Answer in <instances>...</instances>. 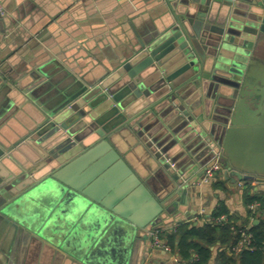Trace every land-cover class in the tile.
Instances as JSON below:
<instances>
[{
	"label": "water",
	"instance_id": "95a60500",
	"mask_svg": "<svg viewBox=\"0 0 264 264\" xmlns=\"http://www.w3.org/2000/svg\"><path fill=\"white\" fill-rule=\"evenodd\" d=\"M161 2L165 25L108 69L112 83L84 87L16 140L0 134V221L24 241L33 235L79 264H158L152 250L138 261L139 238L178 217L208 168L264 179V0ZM93 93L126 122L118 131L137 141L147 178L117 132L91 118ZM129 94L143 104L127 122ZM73 202L84 231L56 229ZM0 253V264H21Z\"/></svg>",
	"mask_w": 264,
	"mask_h": 264
},
{
	"label": "crops",
	"instance_id": "0c3cea01",
	"mask_svg": "<svg viewBox=\"0 0 264 264\" xmlns=\"http://www.w3.org/2000/svg\"><path fill=\"white\" fill-rule=\"evenodd\" d=\"M0 6L5 12L0 22L5 27L0 40V134L13 140L45 123V117L59 111L84 87H89L90 93L102 82L112 83L111 76L106 74L108 69L117 65L121 56L138 48L140 40L161 31L165 25L162 14L166 6L161 0H0ZM39 68L42 73L37 75ZM130 95L126 96L130 100L123 104L132 118L120 114L127 122L141 113L143 104ZM99 98L98 93L88 98V105L96 103L91 118L100 124L98 127L117 132L114 141L147 178L148 165L137 141L134 142L130 131H118L126 122L120 119V123L118 116L108 115V102ZM73 119L75 114L69 121ZM97 162L89 163L86 169ZM251 177L241 186L240 180L226 178L222 168L211 184L197 187V179L192 193L179 205L178 217L164 227L169 229L180 222L208 224L221 203L248 227L255 221L259 224L257 218L249 216L254 211L245 202V185H250L251 196L264 197V179ZM73 206L64 210L56 229L75 227L84 231L74 202ZM139 239L138 261L152 250L158 264H189L171 248H154L150 237ZM2 250L14 254L17 260L20 258L21 264H79L61 250L38 242L33 235L24 241L22 235L0 221ZM211 250L210 264H217L220 248L214 246Z\"/></svg>",
	"mask_w": 264,
	"mask_h": 264
},
{
	"label": "trees",
	"instance_id": "16d2710c",
	"mask_svg": "<svg viewBox=\"0 0 264 264\" xmlns=\"http://www.w3.org/2000/svg\"><path fill=\"white\" fill-rule=\"evenodd\" d=\"M245 189L244 199L247 205L260 203L256 211L249 213L251 218L259 220V224L248 227L241 223V218L230 215L226 206L221 203L212 213V218L218 220L225 216L226 220L203 226L182 222L174 230L163 231L161 238L172 251L179 253L183 260L189 261V264H210L213 256L211 248L214 246L220 248L216 256L217 264H264V197L251 196L248 183ZM245 229L253 236L254 250H243L238 254L228 251L229 246L238 243Z\"/></svg>",
	"mask_w": 264,
	"mask_h": 264
},
{
	"label": "built area",
	"instance_id": "2783aa9c",
	"mask_svg": "<svg viewBox=\"0 0 264 264\" xmlns=\"http://www.w3.org/2000/svg\"><path fill=\"white\" fill-rule=\"evenodd\" d=\"M4 13H5L4 10L0 6V14L3 16ZM221 171H222V166L218 162L215 163L213 166H211L210 168L207 169L203 178H201L198 181V183H196V186L198 187V186H202V185H206V184H211L213 181H215L217 179L218 174ZM251 178L252 177L248 178V176H244V178L242 180H240L241 183H239V184L242 186L244 183L243 181H246L247 179H251ZM259 207H260V203H258V202H255V203L249 205V208L253 211H256ZM223 220H226L225 216H222L218 220L211 218L209 220V223L219 222V221H223ZM180 223H177L176 225L169 227V229L164 227L160 230L150 231L149 237L152 240V246L154 248H162L164 250H169L170 247L166 245L165 241L161 238L160 235L163 231H166V230L169 231V230L176 229ZM252 237L253 236L251 233H249L248 229L243 230L242 234H241V239L238 241V243L229 246L227 250L234 253V254H238L243 250L253 251L254 247L252 245Z\"/></svg>",
	"mask_w": 264,
	"mask_h": 264
}]
</instances>
